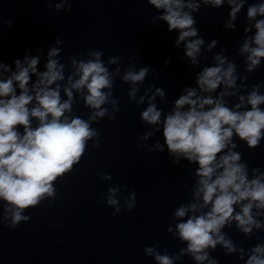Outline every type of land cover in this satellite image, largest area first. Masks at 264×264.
<instances>
[{"label":"clouds","instance_id":"9594fccd","mask_svg":"<svg viewBox=\"0 0 264 264\" xmlns=\"http://www.w3.org/2000/svg\"><path fill=\"white\" fill-rule=\"evenodd\" d=\"M72 2L60 0L55 3V10L71 11ZM225 2L230 6L225 27L235 30L234 22L246 0H147L161 13L152 18L153 23L164 21L169 32L178 31L175 45L179 47L184 42V55L193 65L200 63L198 56L204 45L193 13L202 4L219 8ZM246 19L254 24L245 27L244 32H251L253 27L255 32L245 36L239 49L241 55L247 54L244 74L238 76L235 62L222 53L216 54L215 66H205L197 73V87L185 88V94L175 100L172 111L163 119V110L155 100L164 98L165 91L156 88L149 95L150 87L137 99L139 85L145 81L149 69L129 66L123 75L119 66L110 70V65H120L119 56H111L105 62L102 50H90L84 58L71 57L70 65H66L58 59L62 48L52 46L43 71L38 69L40 55L31 56L28 52L23 61H14L15 71L0 61V224L15 229L20 223L28 222L31 217L24 213L55 198L56 182L81 162L89 141L93 147H99V133L92 125L106 116L113 121L120 111L119 101L113 96L115 77L119 76L130 85L127 93L130 102L139 106L147 99V106L140 113L142 122L157 126L154 131L145 132L140 140H147L156 131L163 137V144L157 141L151 148L146 144L138 147L149 152H164L166 147L172 164L179 166L183 159L197 166L193 200L176 208L175 232L171 226L167 228L186 247L172 256L161 254L156 246H148L144 248L145 255L153 257L156 264H175L184 255L197 264L205 261L218 264L208 250H215L219 244L226 249V255L239 251L240 260L247 257L245 264H264V243L248 250L237 249L223 231L233 222L249 239L254 230H264V220L257 219L264 216V171L253 168L249 178V165L234 150L238 145L233 141L236 136L249 149H255L264 140V107H261L264 93L260 91L264 85H237L238 79L247 81L248 73L256 71L264 60V0L248 5ZM6 23L12 26L11 20ZM61 43L57 37L56 45ZM216 44V40L211 41L208 51ZM221 85L223 90L217 93ZM247 87L250 91L246 96L238 95L239 102L234 107L226 106L225 97L236 96ZM197 89L205 95L198 94ZM77 94L89 109L87 119L73 114ZM100 179L110 181L112 176L101 173ZM120 193L119 185L112 186L103 198L114 209L113 216L124 207L128 211L136 207L134 190L123 197V205Z\"/></svg>","mask_w":264,"mask_h":264}]
</instances>
